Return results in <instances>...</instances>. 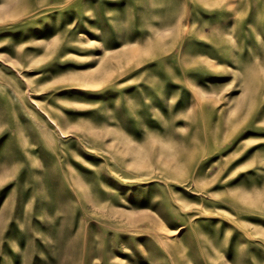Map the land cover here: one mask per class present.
Masks as SVG:
<instances>
[{
    "label": "rangeland",
    "instance_id": "obj_1",
    "mask_svg": "<svg viewBox=\"0 0 264 264\" xmlns=\"http://www.w3.org/2000/svg\"><path fill=\"white\" fill-rule=\"evenodd\" d=\"M0 264H264V0H0Z\"/></svg>",
    "mask_w": 264,
    "mask_h": 264
}]
</instances>
